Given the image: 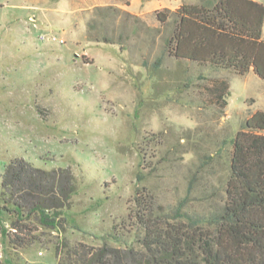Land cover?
Instances as JSON below:
<instances>
[{
	"label": "rangeland",
	"instance_id": "obj_1",
	"mask_svg": "<svg viewBox=\"0 0 264 264\" xmlns=\"http://www.w3.org/2000/svg\"><path fill=\"white\" fill-rule=\"evenodd\" d=\"M218 2L0 0V264H57L59 242L125 249L142 235L136 198L163 223L220 210L232 139L264 111V80L169 51L180 6ZM16 158L66 168L77 185L59 228L24 218L23 246L8 239L1 186Z\"/></svg>",
	"mask_w": 264,
	"mask_h": 264
},
{
	"label": "trees",
	"instance_id": "obj_2",
	"mask_svg": "<svg viewBox=\"0 0 264 264\" xmlns=\"http://www.w3.org/2000/svg\"><path fill=\"white\" fill-rule=\"evenodd\" d=\"M170 39L177 58L252 71L264 80V6L254 0H219L213 11L180 6ZM224 99V103H225ZM264 111L256 110L232 139L230 175L218 211L205 215L183 213V220L161 221L155 202L135 199L134 218L141 238L117 248L104 242L69 245L59 242L57 264H264ZM1 186L6 204H13L10 242L28 245L24 218L37 212L40 224L59 228L62 215L77 191L66 168L44 170L24 159L5 168ZM28 210L23 211V205ZM7 208L6 206H4ZM18 214V215H17ZM184 216V217H183ZM21 233V234H19ZM112 238L119 240V234ZM138 243L141 249L135 248Z\"/></svg>",
	"mask_w": 264,
	"mask_h": 264
},
{
	"label": "crops",
	"instance_id": "obj_3",
	"mask_svg": "<svg viewBox=\"0 0 264 264\" xmlns=\"http://www.w3.org/2000/svg\"><path fill=\"white\" fill-rule=\"evenodd\" d=\"M79 1H80V3H82L84 5L88 4L90 7H93L95 5H103V4L107 3L109 0H79ZM254 1H256V0H254ZM94 3H96V4H94ZM73 4L74 5H73L72 10H71L73 13L75 11L86 9V8L80 7L79 4L75 3L74 1H73ZM262 30H263V27H262ZM261 38L264 40V38L262 37V34H261ZM250 70H252V69H250Z\"/></svg>",
	"mask_w": 264,
	"mask_h": 264
},
{
	"label": "built area",
	"instance_id": "obj_4",
	"mask_svg": "<svg viewBox=\"0 0 264 264\" xmlns=\"http://www.w3.org/2000/svg\"><path fill=\"white\" fill-rule=\"evenodd\" d=\"M41 38L43 39L44 36H41ZM50 39H51L52 41H59V42H61V43L64 42L63 39H58V38H57L56 36H54V35L50 36Z\"/></svg>",
	"mask_w": 264,
	"mask_h": 264
}]
</instances>
